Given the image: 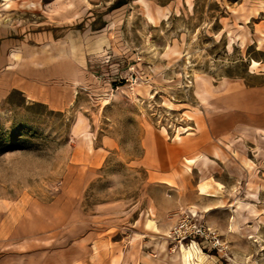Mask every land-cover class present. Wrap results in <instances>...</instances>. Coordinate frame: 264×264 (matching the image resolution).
Wrapping results in <instances>:
<instances>
[{"label":"rangeland","instance_id":"374dc122","mask_svg":"<svg viewBox=\"0 0 264 264\" xmlns=\"http://www.w3.org/2000/svg\"><path fill=\"white\" fill-rule=\"evenodd\" d=\"M0 264H264V0H0Z\"/></svg>","mask_w":264,"mask_h":264},{"label":"built area","instance_id":"2783aa9c","mask_svg":"<svg viewBox=\"0 0 264 264\" xmlns=\"http://www.w3.org/2000/svg\"><path fill=\"white\" fill-rule=\"evenodd\" d=\"M169 236L175 241L184 242L196 237L208 238L211 236V229L197 219L196 209L188 208L181 210V215L171 228Z\"/></svg>","mask_w":264,"mask_h":264},{"label":"crops","instance_id":"0c3cea01","mask_svg":"<svg viewBox=\"0 0 264 264\" xmlns=\"http://www.w3.org/2000/svg\"><path fill=\"white\" fill-rule=\"evenodd\" d=\"M10 86L19 87L20 89H22L25 92V96H27V98H31V99L41 98L53 104V106L56 107H65L72 100L70 96H66V95L58 96L51 94L50 92L45 93L43 91L41 93H38L39 91L38 86H36L35 83H33V81L28 79H19V78L15 79L12 82H10Z\"/></svg>","mask_w":264,"mask_h":264},{"label":"bare ground","instance_id":"6f19581e","mask_svg":"<svg viewBox=\"0 0 264 264\" xmlns=\"http://www.w3.org/2000/svg\"><path fill=\"white\" fill-rule=\"evenodd\" d=\"M218 183L220 184V185H222V183L221 182H219L218 181ZM210 182H208L207 180L205 181H202V182H200L199 183V190H200V193H202V194H205V195H214V196H217V195H219L218 194V191L217 190H211L210 189ZM211 206H209V207H207L208 209L210 208ZM234 225V224H233ZM235 226V225H234ZM233 230V229H232ZM236 231V230H235Z\"/></svg>","mask_w":264,"mask_h":264}]
</instances>
